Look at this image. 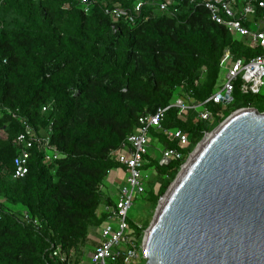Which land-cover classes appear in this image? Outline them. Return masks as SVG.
I'll return each mask as SVG.
<instances>
[{
	"label": "trees",
	"instance_id": "1",
	"mask_svg": "<svg viewBox=\"0 0 264 264\" xmlns=\"http://www.w3.org/2000/svg\"><path fill=\"white\" fill-rule=\"evenodd\" d=\"M120 2L96 0L86 13L80 0H0V125L8 134L0 139V264H66L50 255L52 243L75 249L74 264H81L91 230L102 228V206L114 203L104 190L110 171L122 167L113 152L138 130L140 117L170 106L163 130L150 131L152 149L161 148L160 156L150 159V148L146 156L152 174L138 199L146 200L147 216L142 226L130 222L139 245L160 197L205 134L235 108L264 111V101L253 100L259 94H244L238 86L223 114L221 104L207 101L221 84L225 49L234 59H250L261 47L251 48L213 21L202 4L185 3L175 15L142 14L131 23L105 12ZM181 95L212 118L174 106ZM240 95L246 98L238 100ZM45 105L52 109L44 111ZM21 118L39 135L51 125L62 156L45 163L35 149L29 172L13 178ZM177 129L189 137L187 146L165 133ZM165 148L184 155L160 165Z\"/></svg>",
	"mask_w": 264,
	"mask_h": 264
},
{
	"label": "water",
	"instance_id": "2",
	"mask_svg": "<svg viewBox=\"0 0 264 264\" xmlns=\"http://www.w3.org/2000/svg\"><path fill=\"white\" fill-rule=\"evenodd\" d=\"M142 255L146 264H264V111L242 107L205 134L158 203Z\"/></svg>",
	"mask_w": 264,
	"mask_h": 264
},
{
	"label": "built area",
	"instance_id": "3",
	"mask_svg": "<svg viewBox=\"0 0 264 264\" xmlns=\"http://www.w3.org/2000/svg\"><path fill=\"white\" fill-rule=\"evenodd\" d=\"M96 0H80V6L87 13ZM113 8H106L105 12L112 14L116 19L128 18L134 23L138 17L144 15L148 18L155 11L177 14L183 4H202L216 23L224 25L231 33L245 38V42L251 48L261 47L260 53L250 59L241 57L234 59L230 50L225 49L221 67L225 74L221 84L207 101L217 104L224 103L220 95L225 99L234 100V92L239 87L242 93L261 94L264 89V0H120ZM123 3V4H122ZM130 5H127L129 4ZM146 12V14H144ZM256 26V28H253ZM116 31V27L114 28ZM174 106L181 111L195 108L204 119L212 118V112L202 104H198L186 95L176 98ZM159 108L156 113H149L140 117V126L137 131L130 134L122 143L118 151L113 155L126 169L128 176L125 182L118 188L114 196L113 204L102 206L104 213L102 232L98 244L90 254V259L82 260L81 264H131L143 257V241L139 245L134 236V230L129 221V212L134 206V200L140 198L146 191V182L151 176L150 168H146L150 161L146 157L151 144L150 130H163L162 120L166 110ZM50 105L43 106L44 111L51 110ZM0 111V118H2ZM12 118H18L15 111L6 110ZM23 131L16 139L18 153L14 158L13 178L24 177L30 170V158L36 149L45 163H50L61 157L58 146L52 142V126L48 127L45 135L36 133L34 127L26 118H21ZM6 125H0V139H6ZM170 139L178 138L180 146L185 147L189 143V137L182 130H165ZM183 152L177 148H165L161 151L160 165H168L173 159H181ZM24 219L31 221L29 212L24 213ZM39 223L37 219L33 220ZM139 225V224H138ZM51 256L58 258L66 264H74L77 259L76 250L66 251L61 245L52 243Z\"/></svg>",
	"mask_w": 264,
	"mask_h": 264
},
{
	"label": "rangeland",
	"instance_id": "4",
	"mask_svg": "<svg viewBox=\"0 0 264 264\" xmlns=\"http://www.w3.org/2000/svg\"><path fill=\"white\" fill-rule=\"evenodd\" d=\"M253 28H256V26H253ZM224 74H225V71L223 72V76H224ZM223 78V77H222ZM221 78V79H222ZM262 93L263 94H259V95H257V96H254L253 97V100L255 101V102H258V101H260V102H263L264 101V89H263V91H262ZM244 94H246V93H244ZM234 96H235V94H233ZM252 95H254V94H252ZM244 98H246V97H244L243 95H240V97L238 98V100H242V99H244ZM235 102V100H233L231 103H229L228 105H231V104H233ZM228 105H226V104H224V103H222L221 104V106L219 107L220 108V111H219V113L220 114H223L224 112H225V110L228 108L227 106ZM240 108H235V109H233L232 110V112H231V114H233L234 112H236L237 110H239ZM230 114V115H231ZM227 118V117H226ZM225 118V119H226ZM215 129V128H214ZM152 130V129H151ZM150 130V131H151ZM211 132V131H210ZM150 138H151V134H150ZM203 139V138H202ZM152 143H153V141H152V139H151V144H150V153L148 154V155H150V159H152L151 157H158V156H160V154L157 152V151H160V148H161V146L159 145V144H157V147H156V149H157V151L156 150H153L152 149V147H151V145H152ZM157 143H159L158 141H157ZM194 151V150H193ZM193 151L189 154V156H188V158L192 155V153H193ZM187 158V159H188ZM187 161V160H186ZM185 161V162H186ZM185 162L182 164V167H183V165L185 164ZM181 167V168H182ZM151 170V169H150ZM181 170V169H180ZM180 172V171H179ZM152 174V173H151ZM128 176V172L126 171V169L124 168V167H118V168H115V169H113L112 171H110V173H109V175L107 176V180L109 179L110 181L108 182V184L107 185H105L104 186V190H107V192H108V190H109V192L111 193V190L113 191V193L114 194H112L111 193V195H115L116 193H117V190H118V188L125 182V179H126V177ZM112 180V181H111ZM174 181V180H173ZM112 182H113V184H112ZM172 184V183H171ZM170 184V185H171ZM117 187V188H116ZM170 187V186H169ZM164 197V195L163 196H161L160 197V199H159V202H160V200L162 199ZM145 202H146V200L145 199H136V200H134V206H133V208L130 210V212H129V221L131 222H134V223H136V224H139L140 226H142L143 225V221H144V219H145V217L147 216L146 215V211H147V203L145 204ZM158 206V205H157ZM155 212H156V209H155V211H154V214H153V216H152V218H151V220H150V223H149V225L151 224V222L153 221V218H154V215H155ZM149 225L147 226V228L149 227ZM147 228L145 229V232H146V230H147ZM101 232H102V228L100 227V228H97V229H92L91 230V234H90V240H91V242H89L88 243V248L89 249H87V253L86 254H84V257H83V260H88V259H90V254H91V252L94 250V248H95V245H96V242H97V240H100V236H101ZM145 232H144V235H145ZM144 235H143V238H144ZM134 236L136 237V233H134ZM137 238V237H136ZM143 241V240H142ZM94 247V248H93ZM137 261H140V263H144L146 260L144 259V257H140L138 260H136V261H133L134 263L135 262H137Z\"/></svg>",
	"mask_w": 264,
	"mask_h": 264
},
{
	"label": "crops",
	"instance_id": "5",
	"mask_svg": "<svg viewBox=\"0 0 264 264\" xmlns=\"http://www.w3.org/2000/svg\"><path fill=\"white\" fill-rule=\"evenodd\" d=\"M107 181L109 182L110 180L108 179ZM107 181H106V185L108 184ZM111 181H112V180H111ZM112 184H113V182H112ZM116 188H117V187H116ZM106 193H109V195H111V193L114 194L112 190H111V193L109 192V190H108V192L106 191ZM115 195H116V194H115ZM115 195H112V196H113V197H112L113 199H115V197H114Z\"/></svg>",
	"mask_w": 264,
	"mask_h": 264
}]
</instances>
